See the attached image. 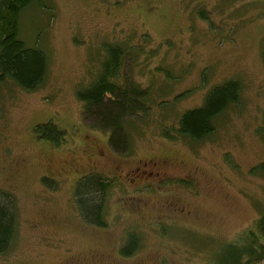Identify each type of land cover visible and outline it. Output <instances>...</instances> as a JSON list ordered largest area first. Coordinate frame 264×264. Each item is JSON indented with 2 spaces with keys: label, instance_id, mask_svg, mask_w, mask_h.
I'll return each instance as SVG.
<instances>
[{
  "label": "rangeland",
  "instance_id": "1",
  "mask_svg": "<svg viewBox=\"0 0 264 264\" xmlns=\"http://www.w3.org/2000/svg\"><path fill=\"white\" fill-rule=\"evenodd\" d=\"M41 1L22 7L18 33L44 52L45 77L31 90L8 78L0 86V189L17 208L0 264H216L264 213V0ZM108 44L126 53L119 82L146 92L144 110L125 120L120 151L84 118L77 97ZM229 80L240 83L239 101L216 116L209 135L173 131ZM48 121L64 141L37 136ZM143 169L189 183L158 184ZM89 172L113 182L106 227L84 222L74 202L76 180ZM130 232L139 247L125 256Z\"/></svg>",
  "mask_w": 264,
  "mask_h": 264
},
{
  "label": "trees",
  "instance_id": "2",
  "mask_svg": "<svg viewBox=\"0 0 264 264\" xmlns=\"http://www.w3.org/2000/svg\"><path fill=\"white\" fill-rule=\"evenodd\" d=\"M30 0H0V86L5 78L11 79L25 90L36 88L42 83L47 59L43 51L28 47L19 38L18 18L22 7ZM42 5L41 0H37ZM206 18L202 12L200 14ZM125 51L117 44L106 45V54L96 78L88 87L77 93L82 102L83 116L109 132V143L114 151L123 150L127 143L124 130L128 116H136L144 110L141 102L145 90L124 79L120 80V69ZM264 58V52H263ZM121 81V80H120ZM241 86L236 80H229L213 87L207 93L201 107L186 111L180 118L174 132L191 139H201L213 131V121L230 104L239 101ZM38 137L54 144L64 141V131L48 121L38 125ZM168 130L166 137L168 136ZM52 179L43 178L51 186ZM112 180L95 172L81 175L74 186L76 208L87 224L106 227L104 206ZM17 208L14 196L0 189V255L10 247L16 232ZM139 239L136 233L127 235L120 253L129 256L137 251ZM216 264H264V213L253 222L252 227L221 249Z\"/></svg>",
  "mask_w": 264,
  "mask_h": 264
},
{
  "label": "flooded vegetation",
  "instance_id": "3",
  "mask_svg": "<svg viewBox=\"0 0 264 264\" xmlns=\"http://www.w3.org/2000/svg\"><path fill=\"white\" fill-rule=\"evenodd\" d=\"M152 168L155 169L156 168L155 165H152ZM13 173L14 174H18L19 170L16 169L15 171H13ZM139 174H141L140 176H142L143 178H149V179L157 180L158 184H161L163 182H167V181H169V179L173 178V177H170V176H167V175H162L161 173H156L154 170H147V169L141 170ZM177 179H181V181H183L185 183H189V180L184 178V177L173 178V180H175V181ZM39 181H41V175L39 176ZM178 210L182 211V209H178Z\"/></svg>",
  "mask_w": 264,
  "mask_h": 264
}]
</instances>
